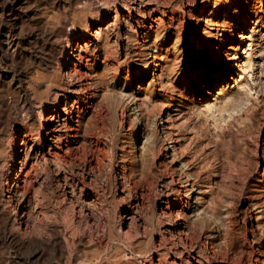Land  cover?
<instances>
[{
	"label": "rangeland",
	"instance_id": "374dc122",
	"mask_svg": "<svg viewBox=\"0 0 264 264\" xmlns=\"http://www.w3.org/2000/svg\"><path fill=\"white\" fill-rule=\"evenodd\" d=\"M106 1L108 14L101 27L112 21L117 6L116 31L102 48L99 42L76 43L71 64L61 72L57 63L67 40L56 44L52 40L58 36L46 34L63 23L64 29L73 25L81 34L89 26L94 34L89 24L96 22L100 0L86 5L82 0H25L15 25L0 9V264H26L36 251L47 261L55 240L73 263L87 264L83 258L96 253L123 264H264V0H240L230 10L227 21L232 25L224 43L218 46L220 31L212 27L204 48L200 43L214 0H140L128 22L121 12L128 0ZM154 52L166 55V75L176 89L185 88L188 72L192 76L185 102H175L172 111L180 119L187 156H193L188 169L182 166L185 156L171 155L160 120L154 119L166 92L152 95L145 135L132 101L123 95L142 83L128 85ZM204 56L227 66L220 95H214L221 85L217 79L209 90L198 87L192 94V65ZM67 70L74 81L65 79ZM13 75L28 88L24 108L18 100L22 90L9 87ZM57 100L56 114L51 110ZM48 103L49 117L58 119L52 128L59 129V139L50 135L44 142V159L34 150L19 179L30 177L15 189L25 152L18 143L24 134L36 144L43 138L29 111L37 115ZM63 108L68 114L72 108V116L66 118ZM77 124L81 137L70 146ZM16 133L20 154L13 162ZM229 164L239 170L237 178L228 174ZM214 166L223 178L207 172ZM200 185L206 212L196 210Z\"/></svg>",
	"mask_w": 264,
	"mask_h": 264
},
{
	"label": "bare ground",
	"instance_id": "6f19581e",
	"mask_svg": "<svg viewBox=\"0 0 264 264\" xmlns=\"http://www.w3.org/2000/svg\"><path fill=\"white\" fill-rule=\"evenodd\" d=\"M82 1H83L84 5L88 4V0H82ZM246 2H250V1L246 0ZM24 3H25V0H16L7 6H2L0 4V9L3 12L7 11V17L15 25V23L18 20V16H19L17 13L18 8ZM137 3L139 5V4H141V1L140 0L139 1L138 0H128V3H123V9L121 10V12L125 13L124 16L127 15V18H125V19H127V22L129 20L132 21L130 13L132 10H135V13H136ZM213 3H214V7L212 8L213 12H212V14L210 12L208 14L206 20H205V29L203 30V34H202L203 38H202L201 43H200V46L202 48H204L205 40H207V35L210 31L208 29L212 28V27L217 28L218 31H220L219 35H217V36L215 35L216 38H219L218 42H217L219 44L218 46H220L224 43V41H225L224 38L228 34L226 31V30H228L227 27L232 25V24L228 25V21H227L228 17L230 16V10L238 8L240 5V0H214ZM106 4H107L106 0H100V4L98 7L101 8V10L100 9H99L100 11L98 10L99 12L97 14L98 17L96 18V22L89 24V25H92L93 28H95L94 34H92V32L90 34L91 29L89 28V26H87L85 34H81L77 29H75V27L73 25H71V27L69 26L68 27L69 29L66 30V29H64L65 23H63L64 24L63 27L61 25V27H59L58 29H56V30L54 29L55 31L51 30L49 33H47V34L45 33L48 38H51V37L55 38L56 36H58V38H55L54 40H52L53 42L55 41L56 44L62 45L63 41L67 40L66 46L63 48V51H62L63 56H62L61 63H59V64L57 63L58 70L60 72H61V70L63 71L64 69L68 68L69 65L71 64V60H72L73 55H74L73 53L76 51V48H75L76 43H80V42L84 41V42H86L85 43V45H86L87 43L92 42V44L94 46H96V44H98V42H99L101 45V48H102V47H105V45L107 44V42L109 40V36L111 34H113L114 31H116L114 27L116 26V23L118 20L117 6H115L114 10H113L114 17L112 18V21L109 22V24L107 26H105V28L101 27V24L104 21V17H106V15L108 14V11L106 10ZM205 4H207V0H205ZM250 4H251V2H250ZM14 5H17V9H14V7H13ZM84 5H82V7ZM104 7H105V9H104ZM222 11L225 13V15L223 17L220 14V12H222ZM220 16H221V18L219 19ZM125 19H123V20H125ZM71 23H72V21H71ZM197 23L198 22H196L195 25H197ZM72 24H74V23H72ZM57 25H58V23H57ZM52 28H54V27H52ZM150 28H151V26H150ZM12 30L14 31L15 29L12 28ZM46 30L47 29H45L44 31L46 32ZM195 30H196V27L193 28V32ZM230 30H232V29H230ZM216 33H218V32H216ZM12 36H11V39H9V41H8V44L10 46H12L14 44V38H13L14 36L13 37ZM92 36L93 37L95 36V38H90ZM80 39H81V41H79ZM94 39H95V42H94ZM116 41H120V34L116 35ZM50 42H51V40H50ZM46 46H47V44H46ZM54 46H55V44H54ZM217 49H218V47H217ZM166 50L168 51V49H166ZM167 51H166V53H167ZM204 51H203V53H204ZM50 55H51V53H50ZM79 55H80V53H79ZM165 56L163 55L162 52L161 53L154 52L153 55H151V58H152L151 61L146 63V66H145L142 74L139 77L138 76L131 77L130 81L128 82V85L130 83L132 84L135 82H142V83L139 84V86H137V87L133 86V87L127 88V90H125V93L123 92L124 93L123 95L126 96L127 99L132 101L134 108L136 109V116H138V118L140 120L139 130H140L141 134L145 135V134H147L146 113L149 110L150 105L152 107V100H151L152 95L154 93L159 95L162 92H166V95L164 97L165 98L167 97V100H164L162 102L161 109H160L158 115L155 116L154 119L160 120L159 124H160V127L164 133L163 141H165V144L168 143L170 145L169 149H171V155L173 157H177V158L178 157L183 158V156H185L186 158H183V159H185V161L182 159V161H183L182 166L185 167L186 169H188L189 166L192 165V160H193L192 157L193 156L192 157L187 156L188 146L186 147L187 143L186 144L183 143L181 129L178 126L179 125L178 122L180 119L177 120L175 114H173L172 111H174L173 106H175V102H178V101L183 102V103L185 102L187 94H188V90L190 89L189 83H190L192 76H191V74H189L190 72H188V75L185 77L186 80L184 82L185 88H183V90L176 89V87L174 85L170 84L169 79L166 75L167 73H169L168 71L170 70V68L167 65H164V63L167 62ZM79 57L82 58V55H80ZM217 57H218V50H216V51L214 50L213 58H215L216 61H217ZM213 58L209 59L208 57L204 56L203 58H201V60L195 61L193 63L192 68L194 69L193 72H195V73H192V74H193V77H195L194 79L196 81V85L192 87V89H193L192 94L195 92V89L198 87H199V89L206 88L205 90H209L208 88L211 87L212 83H215V81H217V80H218V82H221V85L218 86V88L214 92V95L217 96V95H220L222 93V91L226 85V81L223 82V79L226 76L227 66H223V65H220L219 62L216 63V61L215 62L212 61ZM46 59H48V58H46ZM79 62L81 63V61H79ZM38 63H39V61H38ZM222 68H224L223 71L219 72L220 69H222ZM11 74H13V73H11ZM14 74H15V72H14ZM217 74H218V76H216ZM63 75L65 76V79L66 78L68 79L69 82L74 81L73 77H72L73 74H71L70 71H68V70H67V72L65 71ZM99 75H101V74H99ZM149 76H151V79L148 80V82H144L147 79V77H149ZM219 76L221 78H218ZM19 77H20V75H19ZM22 81L20 79H17L15 77V75H13V77L9 81V87L10 88L14 87L15 89H19V90L21 89L22 90L23 94L21 97H19L18 100L22 104V106H23L22 108H24L28 105L27 104L28 103V101H27L28 96H27V91H26V89H28V88L25 89L24 82H22ZM14 96L15 95H13V97ZM62 98L65 99L67 97L65 95H62ZM50 105H51L50 103L43 105L37 115L34 114L32 110L29 111L30 116H31V120L33 121L32 122L33 125H39L37 133H41L43 135V138H42L40 144H36V141H34L35 138H32V137L29 138V137H27L26 134H24V138L22 139V141L18 143V139L16 137V135H18L17 133H19L18 131L12 138L11 145L13 147V153H12L11 158H10L11 161L14 162V159L16 157H18L20 154L19 149L16 146L17 143H18V146H21L22 150L25 151L24 152V158H23L21 165H20V168L17 172V176L15 177L14 182H13V188L15 187V189H17V187H19L20 182L26 181L30 177V176L26 175V176H24V179H22V180L19 179L20 173L26 169L28 162L32 158V156H33L32 153L34 152V150H36L34 152V154H36V155L41 154L42 159H44L45 155H46V153L44 152V149H43L44 144H45L44 142L50 141V135H51V137H53L55 139L56 138L59 139L58 138L60 136L58 134L59 129L52 128L53 124L56 123L58 119H56L55 116H54V118H52L51 116L49 117V115H48V113L51 109ZM52 106H53V108L51 111H53L54 113L57 114L60 110L58 108L59 107L58 100L55 101L54 105H52ZM10 107H11V104H10ZM27 108H30V107L28 106ZM67 110L68 109L63 108L65 115H67L66 118L71 117L72 113H73L72 108L69 112L70 114H68ZM66 118H64V119H66ZM6 121H8V120H6ZM78 122H80V121H78ZM60 124H62V123H60ZM60 124L57 123L56 125H60ZM79 125H80V123H79ZM65 126H66V124H65ZM68 127H70V126H68ZM25 131H27V130H25ZM74 132L75 133L70 135V139L67 141V143L70 146L77 144L79 142V138L81 137V134H80L81 132H80V128H79L78 124H77V128H75ZM82 135H83V133H82ZM30 142H31V144L29 145ZM54 142H56V141H54ZM59 142H58V144H60ZM68 144H67V146H68ZM61 146L58 145L56 147L60 149ZM167 148L168 147H166V145H164V149H167ZM51 149H53V148H51ZM231 166L232 165L229 164V166L227 168L229 175H232L233 173L237 174V172L239 173L238 169H237L238 171L235 170L234 165H233V167H231ZM219 171H220L219 168H216V167L213 168L212 167V169L210 171H207V172H209V174L213 177H215V176L222 177L223 175L220 174ZM11 173H12V171H11ZM240 175L241 174H239V176ZM261 175H264V167L262 168ZM237 176L238 175H236V178H237ZM9 177H10V174H9ZM229 177H231V176H229ZM177 181H178V177H177ZM216 183L217 182L215 181V184ZM0 186H1V184H0ZM232 186H233V184H232ZM7 193H9V195L7 197L10 198L11 193H12V188L9 191H7ZM204 193H205V190H203L201 185H200L198 187V191L196 192V195H195V203L197 205L196 210H198L200 208V211H202V212L203 211L206 212V205L208 204V201L205 202ZM192 198H193V196L191 197V199ZM228 198H229V195L226 196L225 200H227ZM19 207H22V205H20ZM177 213H180V212H177ZM258 217L259 216H257V213H256V216L254 217V219H258ZM256 223H257V226H261L263 222H261L260 220H256ZM55 243L56 244H54V248H53V251L51 253V257L47 261L44 257L45 255L43 254L42 251H36L34 253L32 252V254L29 256V259H28L29 262L26 261V264L27 263L30 264V262H32L33 264H83L81 262V260H76L75 263L71 262V260L69 259L70 257L67 258V260H66L65 259L66 256H64V249H63L62 244L56 240H55ZM95 254L92 255L93 258L85 257V258H83V260H86L87 264L92 263V260H97V259L98 260H97L96 264H123L120 262H115V261L113 262V260H111L109 257L104 256L101 258V256L99 254H98V256H97V254L96 255ZM99 256H100V258H98ZM102 259H103V261H102ZM255 261H257V263H263V261L260 259H255Z\"/></svg>",
	"mask_w": 264,
	"mask_h": 264
}]
</instances>
